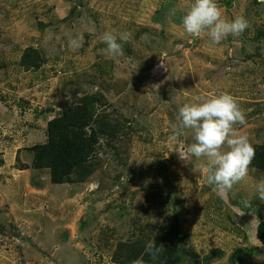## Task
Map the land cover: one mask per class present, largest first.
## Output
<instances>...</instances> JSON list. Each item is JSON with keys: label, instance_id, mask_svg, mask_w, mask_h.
Masks as SVG:
<instances>
[{"label": "rangeland", "instance_id": "rangeland-1", "mask_svg": "<svg viewBox=\"0 0 264 264\" xmlns=\"http://www.w3.org/2000/svg\"><path fill=\"white\" fill-rule=\"evenodd\" d=\"M191 3L0 0V264H132L149 241L166 264H264V200L254 189L264 178V0H217L223 18L249 23L220 45L184 34ZM111 30L132 33L115 59L100 40ZM30 49L38 68L20 65ZM222 93L244 112L235 130L255 153L226 192L186 154L193 134L178 120L195 97ZM83 95L101 100L96 169L55 185L32 167L31 149Z\"/></svg>", "mask_w": 264, "mask_h": 264}, {"label": "clouds", "instance_id": "clouds-1", "mask_svg": "<svg viewBox=\"0 0 264 264\" xmlns=\"http://www.w3.org/2000/svg\"><path fill=\"white\" fill-rule=\"evenodd\" d=\"M181 27L189 37H199L206 32L211 45H220L230 34H242L249 23L243 16L232 20L223 18L217 0H192L182 16ZM131 37V32L111 30L105 31L100 40L106 45L105 51L110 58L115 59L123 54L122 43L129 42ZM82 39L79 36L70 40L69 46L79 47ZM178 120L182 129L191 130L193 134L194 142L187 145L185 152L200 161V170L209 186L226 192L248 176L255 153L248 135L235 130L237 124L246 126V119L232 95L197 96L179 109ZM254 189L256 195L264 200V178L256 182ZM162 252L155 241L146 244L145 254L153 261ZM132 264H145V261L140 257Z\"/></svg>", "mask_w": 264, "mask_h": 264}, {"label": "trees", "instance_id": "trees-1", "mask_svg": "<svg viewBox=\"0 0 264 264\" xmlns=\"http://www.w3.org/2000/svg\"><path fill=\"white\" fill-rule=\"evenodd\" d=\"M38 56L37 50L30 49L24 54L20 65L30 69L38 68ZM100 102L97 95L80 96L70 105L64 106L60 116L47 122V140L44 144L32 147L31 164L34 169L48 170L51 183H83L94 173L101 136L98 126L101 131L105 128L104 121L101 120L103 117L97 113V105ZM256 235L264 247V219L258 225ZM140 253H133L132 260L143 257L145 264H166V251H163L156 261L145 252ZM120 255L121 253L115 258ZM115 262L123 264L126 260L115 259Z\"/></svg>", "mask_w": 264, "mask_h": 264}]
</instances>
